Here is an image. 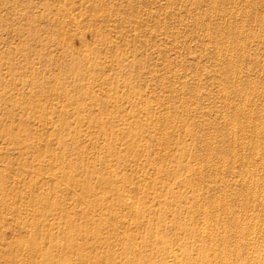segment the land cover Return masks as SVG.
<instances>
[{
    "label": "rangeland",
    "instance_id": "rangeland-1",
    "mask_svg": "<svg viewBox=\"0 0 264 264\" xmlns=\"http://www.w3.org/2000/svg\"><path fill=\"white\" fill-rule=\"evenodd\" d=\"M263 135L264 0H0V264L264 261Z\"/></svg>",
    "mask_w": 264,
    "mask_h": 264
},
{
    "label": "bare ground",
    "instance_id": "bare-ground-1",
    "mask_svg": "<svg viewBox=\"0 0 264 264\" xmlns=\"http://www.w3.org/2000/svg\"><path fill=\"white\" fill-rule=\"evenodd\" d=\"M241 49H242V48H241ZM231 57H232V56H231ZM231 57H230V58H231ZM229 61H230V60H229ZM233 64H234V63H233ZM228 65H229V64H228ZM234 69H235V68H234ZM236 70H237V69H236ZM233 76H234V75H233ZM240 77H241V76H240ZM234 85H235V84H234ZM250 87H251V86H250ZM243 109H244V108H243ZM259 112H260V111H259ZM260 114H261V113H260ZM244 118H245V117H244ZM254 122H255V121H254ZM248 124H249V123H248ZM257 128H258V127H257ZM262 129H263V128H262ZM242 130H243V129H242ZM256 130H257V129H256ZM233 132H235V131H233ZM243 132H244V131H243ZM229 133H230V132H229ZM226 134H227V132H226ZM256 136H257V135H256ZM263 136H264V135H263ZM240 138H241V137H240ZM256 138H257V137H256ZM244 140H245V139H244ZM240 142H241V141H240ZM244 142H245V141H244ZM246 142H247V141H246ZM262 142H263V141H262ZM254 143H255V142H254ZM258 144H259V143H258ZM258 144H257V145H258ZM257 145H256V146H257ZM263 145H264V144H263ZM239 146H240V145H239ZM252 146H253V145H252ZM233 147H234V146H233ZM257 147H258V146H257ZM261 147H262V146H261ZM258 149H259V148H258ZM251 150H252V149H251ZM256 150H257V149H256ZM257 152H258V151H257ZM233 153H234V150H233ZM257 154H258V153H257ZM232 156H233V155H232ZM248 156H249V155H248ZM237 157H238V156H237ZM231 159H232V158H231ZM233 162H234V161H233ZM246 163H247V162H246ZM231 170H232V169H231ZM215 171H216V169H215ZM218 171H220V170H218ZM49 172H50V171H49ZM255 173H256V172H255ZM244 178H245V177H244ZM251 178H252V177H251ZM213 179H214V178H213ZM249 180H250V179H249ZM250 181H251V180H250ZM250 181H249V182H250ZM249 182H248V184H249ZM250 183H251V182H250ZM256 183H257V182H256ZM246 184H247V183H246ZM248 184H247V188H248ZM69 185H70V184H69ZM249 185H250V184H249ZM250 186H251V185H250ZM254 188H255V187H254ZM254 190H255V189H254ZM223 191H224V190H223ZM252 191H253V190H252ZM253 192H254V191H253ZM253 192H252V193H253ZM228 195H229V194H228ZM252 195H253V194H252ZM246 200H247V199H246ZM227 203H228V202H227ZM246 203H247V202H246ZM254 203H255V202H254ZM246 205H247V204H246ZM262 206H264V205H262ZM249 208H250V207H249ZM250 210H251V208H250ZM240 211H241V210H240ZM249 212H250V211H249ZM229 213H230V212H229ZM209 214H210V213H209ZM215 216H216V215H215ZM235 216H236V215H235ZM252 216H253V215H252ZM221 217H222V215H221ZM237 217H238V214H237ZM215 219H216V218H215ZM217 219H218V218H217ZM220 219H221V218H220ZM238 219H239V221H240V218H239V217H238ZM238 219H237V220H238ZM254 219H255V218H254ZM215 221H216V220H215ZM218 221H219V220H218ZM222 221H224V219H223ZM222 221H221V222H222ZM250 221H251V220H250ZM204 222H205V221H204ZM215 223H216V222H215ZM223 223H224V222H223ZM241 223H243V222H241ZM253 223H254V222H253ZM218 224H219V223H218ZM232 224H233V222H232ZM243 224H244V223H243ZM237 225H238V224H236V226H237ZM239 225H241V224H239ZM255 225H256V224H255ZM255 225H254V226H255ZM252 226H253V225H252ZM254 226H253V227H254ZM259 226H260V225H259ZM234 227H235V226H234ZM241 227H242V226H241ZM243 227H244V226H243ZM257 227H258V226H257ZM215 228H216V227H215ZM215 228H214V229H215ZM203 229H204V228H203ZM241 229H242V228H241ZM241 229H238V231L241 230ZM243 229H244V228H243ZM250 229H251V228H250ZM258 229H259V228H258ZM216 230H217V228H216ZM251 230H252V229H251ZM251 230H250V231L248 230V234H247V235H249V233L251 232ZM238 231H237V233H238ZM241 231H242V230H241ZM245 231H246V230H245ZM253 231H255V228L253 229ZM256 231H257V230H256ZM229 232H230V231H229ZM257 232H259V231H257ZM251 233H252V232H251ZM254 233H255V232H254ZM254 233H252V234H254ZM259 233H260V232H259ZM242 234H243V233H242ZM245 234H246V233H245ZM256 234H257V233H255V235H256ZM239 235H240V234H239ZM243 235H244V234H243ZM243 235L238 236L239 239H237V241H238V240H242L243 242L245 241L244 245L247 247V248L245 247L246 250L253 249L254 246H255V245H254L255 243H251V241H250L251 238H250L249 236H248V237H247V236L245 237V236H243ZM250 235H251V234H250ZM214 236H215V235H214ZM233 236H235V235H233ZM258 236H259V235H258ZM209 237H210V236H209ZM249 238H250V239H249ZM254 238H255V236H254ZM248 239H249V241H248ZM232 240H233V238H232ZM262 240H264V239H262ZM253 241H255V240H253ZM253 241H252V242H253ZM238 242H239V241H238ZM219 244H220V243H219ZM258 244H259V243H258ZM213 245H214V244H213ZM231 245H232V244H231ZM233 245L235 246V244H233ZM242 245H243V244H242ZM234 246H233V247H234ZM214 247H215V246H214ZM255 248H256V249H254V250H256L257 253H256V255H253L254 252L252 251L251 254L254 256L253 258H255V256L257 257V254L260 253V252H261V253H262V252L264 253V242H262V243L259 244L258 246L256 245ZM230 249H231V248H230ZM213 250H215V249H213ZM246 250H245V251H246ZM222 251H223V250H222ZM222 251H221V252H222ZM227 251H228V250H227ZM213 253H214V252H213ZM249 253H250V251H249ZM261 253H260V254H261ZM263 253L261 254V256L263 255ZM224 254H225V252L223 251V252H222V255H224ZM191 255H192V254H191ZM258 255H259V254H258ZM226 256H227V255H226ZM261 256H258V258L260 257V260L264 257V256H263V257L261 258ZM223 257H224V256H223ZM250 258H251V256H250ZM220 259H221V258H220ZM222 259H223V258H222ZM222 259H221V260H222ZM255 259H256V258H255ZM255 259L252 260L255 264H256V263H257V264H264L263 259H262L261 261H257V260L255 261ZM223 261H224V259H223ZM249 261H250V263H252L251 260H249ZM82 264H83V263H82ZM219 264H220V263H219ZM221 264H222V262H221Z\"/></svg>",
    "mask_w": 264,
    "mask_h": 264
}]
</instances>
